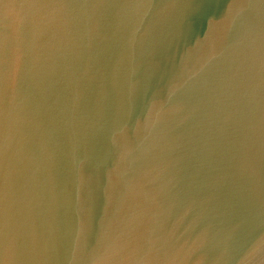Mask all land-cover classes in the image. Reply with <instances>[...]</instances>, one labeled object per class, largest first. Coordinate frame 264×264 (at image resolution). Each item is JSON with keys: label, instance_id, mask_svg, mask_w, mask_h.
I'll list each match as a JSON object with an SVG mask.
<instances>
[{"label": "water", "instance_id": "obj_1", "mask_svg": "<svg viewBox=\"0 0 264 264\" xmlns=\"http://www.w3.org/2000/svg\"><path fill=\"white\" fill-rule=\"evenodd\" d=\"M0 264H264V0H0Z\"/></svg>", "mask_w": 264, "mask_h": 264}]
</instances>
